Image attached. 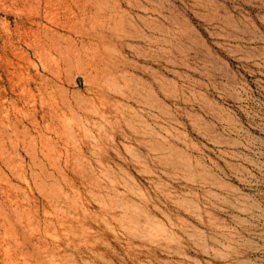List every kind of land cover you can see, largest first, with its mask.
<instances>
[{
	"label": "rangeland",
	"instance_id": "rangeland-1",
	"mask_svg": "<svg viewBox=\"0 0 264 264\" xmlns=\"http://www.w3.org/2000/svg\"><path fill=\"white\" fill-rule=\"evenodd\" d=\"M0 264H264V0H0Z\"/></svg>",
	"mask_w": 264,
	"mask_h": 264
}]
</instances>
